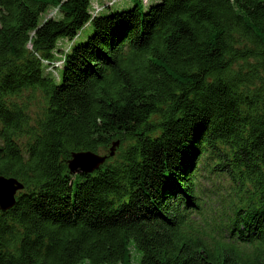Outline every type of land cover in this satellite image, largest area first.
Wrapping results in <instances>:
<instances>
[{
	"label": "trees",
	"instance_id": "obj_1",
	"mask_svg": "<svg viewBox=\"0 0 264 264\" xmlns=\"http://www.w3.org/2000/svg\"><path fill=\"white\" fill-rule=\"evenodd\" d=\"M120 1L0 0V264H264V0Z\"/></svg>",
	"mask_w": 264,
	"mask_h": 264
},
{
	"label": "rangeland",
	"instance_id": "obj_2",
	"mask_svg": "<svg viewBox=\"0 0 264 264\" xmlns=\"http://www.w3.org/2000/svg\"><path fill=\"white\" fill-rule=\"evenodd\" d=\"M101 1L102 0H92L93 7H96V6L99 7ZM153 1H156V0H153ZM131 5L132 3L130 1L122 0L114 6V10H121ZM51 16L52 17L56 16L55 11L51 10L48 12L47 17H51ZM90 33H91V27L86 26L84 30H82L79 33V36L75 39V42H82L86 40V38L88 37ZM68 46L69 44L66 41H63L59 43L58 48L61 47L64 51L68 48ZM99 154L103 155L102 152ZM205 177L208 178L209 176L206 175ZM227 182L214 179V178H212L210 181H207L206 179L201 178L199 182V188L201 189L200 197L202 199V202L206 204L203 207L204 211L209 213L211 218H216V220H217V216L221 214V212H226V213L229 212L228 202H230V198L226 191V187L228 186ZM134 257H135V261H137L138 255L135 254Z\"/></svg>",
	"mask_w": 264,
	"mask_h": 264
},
{
	"label": "water",
	"instance_id": "obj_3",
	"mask_svg": "<svg viewBox=\"0 0 264 264\" xmlns=\"http://www.w3.org/2000/svg\"><path fill=\"white\" fill-rule=\"evenodd\" d=\"M117 146V144H115ZM113 148H110V156L113 155ZM107 159L106 155L92 152L73 153L68 161V168L72 174L91 173L98 169ZM23 189V185L14 178L0 176V210L7 211L15 204V196Z\"/></svg>",
	"mask_w": 264,
	"mask_h": 264
}]
</instances>
